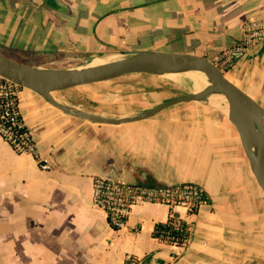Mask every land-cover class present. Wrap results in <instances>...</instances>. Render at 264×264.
Masks as SVG:
<instances>
[{
    "label": "crops",
    "instance_id": "0c3cea01",
    "mask_svg": "<svg viewBox=\"0 0 264 264\" xmlns=\"http://www.w3.org/2000/svg\"><path fill=\"white\" fill-rule=\"evenodd\" d=\"M261 17L264 0H0V51L55 68L148 49L214 60L237 43L247 18ZM224 71L264 109V42ZM162 76L132 73L54 95L98 115L133 116L178 96ZM18 105L51 169L0 137V264H123L127 254L137 264L264 263V194L223 109L191 101L138 121L99 123L25 87ZM96 176L193 181L207 199L193 211L137 204L115 229L92 202ZM173 219L191 230L186 247L155 237Z\"/></svg>",
    "mask_w": 264,
    "mask_h": 264
},
{
    "label": "water",
    "instance_id": "95a60500",
    "mask_svg": "<svg viewBox=\"0 0 264 264\" xmlns=\"http://www.w3.org/2000/svg\"><path fill=\"white\" fill-rule=\"evenodd\" d=\"M197 69L209 84L199 91L171 98L151 109L121 118L98 115L76 109L59 101L54 93L74 87L109 81L132 73L164 75L167 70ZM0 75L20 87L29 88L51 105L73 116L99 123L121 124L152 117L162 110L183 102L207 101L212 94L224 93L232 109L229 119L235 126L255 180L264 194V109L212 60L190 53L163 50L128 51L125 56L97 67H38L16 61L0 51Z\"/></svg>",
    "mask_w": 264,
    "mask_h": 264
},
{
    "label": "built area",
    "instance_id": "2783aa9c",
    "mask_svg": "<svg viewBox=\"0 0 264 264\" xmlns=\"http://www.w3.org/2000/svg\"><path fill=\"white\" fill-rule=\"evenodd\" d=\"M264 42V17L247 18L241 25L237 43L225 48L212 60L223 70L230 68L249 49ZM20 86L0 75V137L16 152L35 156L42 170L51 169L37 152L32 130L23 119L18 97ZM207 199L204 188L196 182H177L164 185H145L106 176L93 179L92 202L101 208L109 224L115 229L124 228L137 204L163 203L168 206L183 205L189 211L199 208ZM155 237L176 247H186L191 240V230L181 219L165 222L155 228ZM123 264H137L133 254H127Z\"/></svg>",
    "mask_w": 264,
    "mask_h": 264
},
{
    "label": "bare ground",
    "instance_id": "6f19581e",
    "mask_svg": "<svg viewBox=\"0 0 264 264\" xmlns=\"http://www.w3.org/2000/svg\"><path fill=\"white\" fill-rule=\"evenodd\" d=\"M105 63V61H101V59H93L91 63L86 65V68H91L97 67L101 64ZM189 72V73H188ZM182 74H189L191 75V79L193 81V85L196 88L197 91L201 90L205 86L209 84L207 76L205 73L201 70L197 69H177V70H167L164 75L171 77L172 79H178L179 76ZM178 84V83H177ZM208 102L212 103L213 105L220 107L223 109L225 112L228 114H232V109L228 103V99L226 94L224 93H217V94H212L209 99L207 100Z\"/></svg>",
    "mask_w": 264,
    "mask_h": 264
},
{
    "label": "rangeland",
    "instance_id": "374dc122",
    "mask_svg": "<svg viewBox=\"0 0 264 264\" xmlns=\"http://www.w3.org/2000/svg\"><path fill=\"white\" fill-rule=\"evenodd\" d=\"M121 57H123V56L122 55H118V56L116 55L115 57L102 58L101 61L107 62V61L115 60V59H118V58H121ZM91 62H92V60H89L88 62H85L84 64H82L81 67H84V66L88 65ZM191 77L192 76L189 75V74H182L181 76H179L178 79H172L171 77H168L166 75L162 76V78H164L163 80H165L166 83H168V85H170L174 91L178 92V96L197 91L196 88L193 85V81H192ZM192 102H199V103H202V104H207V105H210V106H213V107H217V106L213 105L212 103H210L208 101H192ZM217 108H220V107H217ZM263 262H264V258H263Z\"/></svg>",
    "mask_w": 264,
    "mask_h": 264
},
{
    "label": "trees",
    "instance_id": "16d2710c",
    "mask_svg": "<svg viewBox=\"0 0 264 264\" xmlns=\"http://www.w3.org/2000/svg\"><path fill=\"white\" fill-rule=\"evenodd\" d=\"M161 227V224L157 225L156 228H160Z\"/></svg>",
    "mask_w": 264,
    "mask_h": 264
}]
</instances>
